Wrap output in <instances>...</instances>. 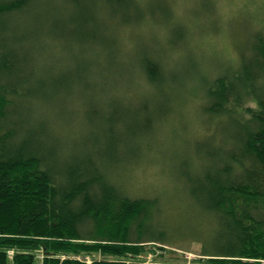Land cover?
<instances>
[{
    "label": "trees",
    "instance_id": "obj_1",
    "mask_svg": "<svg viewBox=\"0 0 264 264\" xmlns=\"http://www.w3.org/2000/svg\"><path fill=\"white\" fill-rule=\"evenodd\" d=\"M106 2L118 14L133 3ZM31 4L39 1L0 0V264H38L40 252L41 264H141L104 256L137 255L145 242L166 249L170 242L169 226L159 218V197L131 196L112 177L125 161L120 147L153 128V110L139 118V110L148 107L138 108L129 123V109L116 99L122 76L115 78L118 55L110 47L102 88L112 82L115 89H107L104 108L96 109L93 82L75 77L80 88L89 90L74 82L70 90L71 101L79 99L92 109L88 121L98 123L95 131L86 147L71 148V141L60 140L53 108L65 79L42 46L25 43L24 32L10 33L12 24L28 16ZM120 14L123 23L133 22L130 13ZM145 15L139 6L137 21ZM91 37L84 39L94 50L96 38ZM239 54L237 65L209 80L203 91L204 111L220 119L217 129L196 142L207 159L192 162L196 170L186 162L180 173L194 201L191 213L198 218L190 232L203 240L200 258L209 264H264V30L250 33ZM158 57L142 52L136 63L151 85L169 79ZM93 251L103 257L79 258Z\"/></svg>",
    "mask_w": 264,
    "mask_h": 264
},
{
    "label": "rangeland",
    "instance_id": "obj_2",
    "mask_svg": "<svg viewBox=\"0 0 264 264\" xmlns=\"http://www.w3.org/2000/svg\"><path fill=\"white\" fill-rule=\"evenodd\" d=\"M34 1L39 4H31L28 16L23 15L18 23L12 24L10 33L20 36L24 32L25 43L42 46L58 76L65 79V89L62 87L56 94L58 102L53 108L59 118L60 140L71 141V148L86 147L84 142L95 131L92 126L98 123L88 121L92 109L79 99L71 101L70 90L73 82L84 92L89 90L80 88L75 77L93 82L96 109L104 108L105 95L110 93L107 89L113 85L111 82L102 88L109 62L105 51L110 47L118 55L120 71L116 65L115 78L122 76L116 99L129 109L126 114L129 123L138 108L148 107L139 110V118L153 110V128L139 131L138 137L127 133L129 141L120 147V156L125 155V161L112 171V177L131 196L159 197V218L169 226L170 242L166 243V249H161V243L145 242V249L137 255L104 257L141 264H209L200 258L203 240L193 238L190 232L198 218H193L194 201L180 173L186 162L192 170L195 168L192 162H199L201 156L205 158L197 151L196 142L205 140L217 129L220 119H212L204 111L207 103L204 88L220 72L237 65L241 44L250 33L264 30V0H131L130 6L119 8L120 13H130L132 17L133 22L126 23L106 0ZM139 6L146 15L137 21ZM92 34L91 38H96L92 40L95 51L87 41ZM142 52L159 56L157 59L169 79L149 84L146 76L136 69ZM157 93L159 96L155 97ZM62 105L66 109L61 110ZM154 106L161 108L162 114L155 112ZM217 135L220 144V134ZM79 141V145L73 144ZM200 219L206 223L201 215ZM201 228V236L207 237L208 227ZM42 256L40 252L38 264ZM99 257H103L102 253L93 251L79 258L92 261Z\"/></svg>",
    "mask_w": 264,
    "mask_h": 264
},
{
    "label": "built area",
    "instance_id": "obj_3",
    "mask_svg": "<svg viewBox=\"0 0 264 264\" xmlns=\"http://www.w3.org/2000/svg\"><path fill=\"white\" fill-rule=\"evenodd\" d=\"M9 254H10V256H12V254H13L12 250L10 251V253H9ZM88 262H90V261H88Z\"/></svg>",
    "mask_w": 264,
    "mask_h": 264
}]
</instances>
